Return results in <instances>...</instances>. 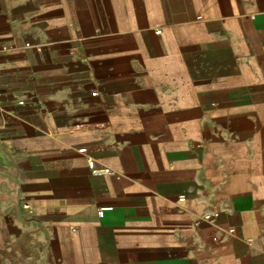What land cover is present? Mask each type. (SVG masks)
Returning <instances> with one entry per match:
<instances>
[{
	"label": "crops",
	"instance_id": "obj_1",
	"mask_svg": "<svg viewBox=\"0 0 264 264\" xmlns=\"http://www.w3.org/2000/svg\"><path fill=\"white\" fill-rule=\"evenodd\" d=\"M263 204L264 0H0V264H264Z\"/></svg>",
	"mask_w": 264,
	"mask_h": 264
},
{
	"label": "built area",
	"instance_id": "obj_2",
	"mask_svg": "<svg viewBox=\"0 0 264 264\" xmlns=\"http://www.w3.org/2000/svg\"><path fill=\"white\" fill-rule=\"evenodd\" d=\"M78 151L79 152H85V148L84 147L79 148ZM88 167L90 168L91 173L94 174V175H102V174H105V173H108L109 172V169L108 168H98V167H95L93 159H89V161H88ZM263 208H264V204H263ZM111 209H112L111 206H109V205H103V206H100V207L97 208L96 214L99 217H102L104 215V212L105 211L111 210ZM216 215H217L216 212H214L212 214H204L203 215V219L211 220Z\"/></svg>",
	"mask_w": 264,
	"mask_h": 264
}]
</instances>
